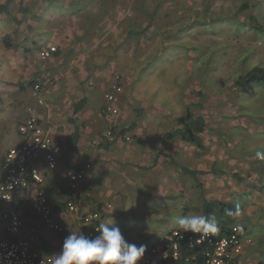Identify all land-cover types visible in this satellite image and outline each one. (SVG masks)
Returning a JSON list of instances; mask_svg holds the SVG:
<instances>
[{
	"label": "rangeland",
	"instance_id": "obj_1",
	"mask_svg": "<svg viewBox=\"0 0 264 264\" xmlns=\"http://www.w3.org/2000/svg\"><path fill=\"white\" fill-rule=\"evenodd\" d=\"M6 2L9 14H0L2 152L14 144L7 135L17 129L16 112L36 108L40 97L48 107L78 87L80 93L70 91L65 98L75 102L86 98L92 117H106L103 94L110 84L84 86L71 77V81L64 79L74 46L91 40L84 43L91 42L93 47L86 66H93L99 58V66H109L117 74L115 82L122 86L118 115L127 128L132 119L138 118L139 125L148 124L155 110H164L150 133L127 130L120 134L119 127H110L112 122L107 121L95 139L96 146L104 132L112 129L115 139L105 137L103 142L120 139L128 158H134L117 165L110 162L112 155L100 151V157L92 160L95 169L99 159L108 167L96 170L99 182L92 186L94 194L104 187L96 206L111 209V224L107 225L119 227L131 244L155 243L179 227V217L203 215V199L241 208L253 198L245 195L247 188L264 192V160L255 155L264 151V87L238 82L239 75L264 65V0H0ZM4 36L14 48L24 47L29 57L30 68L23 70L27 75L17 71L22 81L11 76ZM101 36H105L102 42L95 41ZM51 46L56 47V55L64 50L69 60L65 54L62 60L52 58L53 54L42 59L40 52ZM100 49L102 55L95 56ZM37 83L40 88L35 93ZM197 116L206 122L200 135L205 149L174 137L173 156L162 152L169 141L165 131L181 128L179 119L189 121ZM70 117L64 111L59 121L65 124ZM92 117L85 123L89 125ZM138 144L141 148L135 149ZM211 167L214 173L183 171ZM258 198L264 204V197ZM72 214L83 216L79 209ZM240 226L257 243H264V225L256 219Z\"/></svg>",
	"mask_w": 264,
	"mask_h": 264
},
{
	"label": "crops",
	"instance_id": "obj_2",
	"mask_svg": "<svg viewBox=\"0 0 264 264\" xmlns=\"http://www.w3.org/2000/svg\"><path fill=\"white\" fill-rule=\"evenodd\" d=\"M104 39H105V36L103 37L101 36L98 38V40L96 39L95 41L100 43ZM87 41H91V40H86V41L82 40L81 42H79L78 44L74 46L72 50L73 54L69 58L70 60L68 59L70 62V66L65 68L67 71L65 72L64 79L67 78L69 81H71V79H69L71 77L73 81L79 84L82 83L84 86L85 84L91 85L92 82L93 84L95 83L102 87H105L107 84H110L109 88L104 91V93H106L107 91L110 90L111 84L115 82L117 74H115L113 70L109 71V66L107 67L99 66L101 64V61L99 60V58L94 63L93 66L92 65H90V67L86 66L87 64L86 56L93 54V51H92L93 47L90 46L92 45V43L90 42V45L84 44ZM81 46H85V47L82 49ZM6 48H7L6 49L7 50L6 61L8 64V68L11 72V76L17 79L19 78L22 81L24 78L23 76L19 77V75L17 74V71L20 70L21 75L25 74L23 70L24 69L28 70L30 68L29 57L24 52V49H23L24 47L20 49V48H14L11 45L10 47H6ZM102 51L103 49L97 50L98 55H95V56L102 55ZM64 54H65L64 50H61V54L56 55V52L53 53L54 56H52V58L56 59V57H59L62 60L63 58H65ZM65 56L67 55L65 54ZM67 58L68 56L66 57V60ZM72 72H75V76L73 75ZM27 73L28 71L26 72L25 75H27ZM70 91L71 93L75 94V92H79L81 91V89H78V87H74ZM70 91H67L66 93L70 94L69 93ZM66 93L64 95H61V97L57 96L58 99L57 97H55L54 99H57V100H55L54 102H51V104L48 107L43 106L44 100L42 99V97H40L41 102L38 101V104L36 103V106H35L36 108L28 107L26 110H24L21 113L16 112L17 110H15L16 119H18L17 129L16 131H11L7 135V139L10 137L11 141H13L14 144L18 142L19 141V136L17 132L18 125L32 113L40 118L41 123L43 124L44 128L51 134L53 138L58 140L62 145V148H63L62 156L55 169L53 170L47 169L42 159H38L34 161V164L37 165L43 173V182L40 185V188H43L44 192L46 193L51 203L52 219L54 220L55 223H57L60 227H62L63 229L62 231L58 232V231L49 229L46 226V224L42 221V219L39 217V215L35 213V210L33 207L34 202H35V198H34L35 185L32 182L30 184V187L26 189H21V191H19V194H17L14 197V200L11 205L0 204V240L6 239V238L7 239L12 238V235L6 233L5 231V222L1 218V212L3 211L4 208L15 207L19 211L23 219V226L17 238H27L28 240L31 241V244L40 253L47 254V255L58 254L61 251L64 239L70 234V232H77V233L83 232L87 236L88 227L83 224L80 217L79 218L75 217L72 214L77 209H79L81 214L83 215L99 210L103 212V218H104V220H102L100 224H108V223L111 224V217L109 216L111 209H109L108 207H103V206L97 207L96 206L97 204L96 201H98V198L100 196H103L104 194L102 190L104 187L101 190H99L97 194H94V188L92 187L93 184H97L99 182L98 180H96L95 173L100 171L101 168L108 169L104 161L101 159H99L100 160L99 166H97L95 169V166L92 160L97 159V157H100V153L98 152L103 151L109 155H112L113 160H110V159L109 160L110 162H113L117 165L119 163L129 162L131 159L134 160V158L131 156L128 158V154L125 153L126 148H124L123 146L124 144L120 142V139L116 140L114 143H106V142H103L104 140L103 138L105 137H103L102 135L100 137V140L102 141L98 143L96 146L93 145L96 142L95 139L96 137H98L97 135L99 133L101 134L103 133L104 131L103 124L106 123L107 121L112 122L111 123L112 126L110 127H115V126L119 127L118 133H120V131H123L125 128H127V126H125V124L122 123L123 116L120 117L119 119V115L103 117L100 114L95 119L94 117L90 115L91 112L89 111V107H88L89 101L86 98H83L85 100L84 105L76 113H74L73 107L75 103H77L80 99L76 100L77 102L73 101L70 98L67 99L65 98ZM119 99H120V95H119L118 101ZM118 101L116 102V106L119 109ZM61 105L64 106L65 108L61 107ZM59 107L62 109L61 112H60ZM63 110L65 111V114H69L71 116L68 119V122L65 123L66 125L62 121H59L60 116L64 115ZM163 111L164 110L162 109L155 110V112L152 114V120L148 124L141 122L142 124L139 125L138 118L136 120L132 119L133 121L131 125L133 124V127L130 129V131H132L134 134L138 133L141 135H143L144 132L150 133L149 131L152 129V127L156 125L155 119L163 116ZM89 117H92V121L88 125L85 123V121L89 119ZM75 127H78L79 135H80L78 142H77V150L74 152L65 153V147H64L65 141L68 135L74 131ZM166 134H167V131H165L164 137L166 140H169V141H166L167 143L166 148L162 150V152L166 154L167 153L171 154V156H173V152H174V142L173 141L175 140V138L174 140L167 139V137L165 136ZM178 141L184 142L181 139H179ZM175 142H177V140ZM104 144H108L109 145L108 148H104L101 146ZM186 144H189V143H186ZM160 145L162 146V144ZM91 146L98 148V149L90 150ZM137 148L139 149L141 148L140 144L135 145V149ZM196 150L197 152H200L198 148H196ZM5 153L2 152L0 149V160H2V157L4 156ZM93 154L94 155L96 154L94 157L96 156L97 157L92 158ZM87 162L93 165V169L91 165V170L88 172L87 177L80 183L78 188L75 189L74 191H70V189H68L69 190L68 193L62 192V189L60 188L62 185H64L65 188H68V176H67L68 172L73 169L78 168L80 165L87 163ZM97 169L98 171H96ZM193 170H197V169H193ZM105 172H106L105 170H102V174H104ZM107 178L108 177L106 174L105 181H104L105 183L108 182ZM231 183L234 184L237 188L236 183H234L232 179H231ZM247 190L248 191L247 193H245V195L251 194V198L252 197L253 198L250 199L249 204H246L244 207H241V215L239 217H232L233 223L231 225H237L242 230L244 247H243V252L240 258L243 261V263L252 264L255 262H259L263 264V262L261 261L264 260V250H263L264 243L260 241H258L257 243V241H255V239H253L252 236L248 233V231L246 230V227H242L240 225H244V226L250 225V223L253 222L255 219L261 225H264V207H263L264 204L260 200V198H258V196L261 198L264 197V192L262 190L261 191L256 190V189L254 190L252 188H247ZM69 193H72L73 195V200L76 205L75 210H69L66 206L65 196ZM93 207H97V208L94 209ZM173 229H180V228L177 227ZM37 230H40L41 232L38 234L36 233ZM56 235L60 237L57 238ZM165 240L166 239L164 236L163 238H161V240L153 243V245H151L148 248V250L145 252L144 256H146L147 253L150 252L152 247L158 246L159 248L160 247L162 248V246L166 244ZM143 242L145 241H142L136 245L140 246ZM152 264H166V263L156 257L154 258Z\"/></svg>",
	"mask_w": 264,
	"mask_h": 264
},
{
	"label": "built area",
	"instance_id": "obj_3",
	"mask_svg": "<svg viewBox=\"0 0 264 264\" xmlns=\"http://www.w3.org/2000/svg\"><path fill=\"white\" fill-rule=\"evenodd\" d=\"M55 51L56 47L51 46L42 50L40 56L46 59ZM33 88L36 93L40 85L37 83ZM121 92L120 83H114L104 94L105 104L102 107L104 116L118 115L116 102ZM17 132L19 141L7 149L0 165V204L11 205L19 191L30 187L32 182L35 185L33 206L35 213L49 229L60 232L63 229L52 219L49 198L43 188H40L43 173L34 161L42 159L47 169H55L62 156V145L44 128L40 118L32 113L18 125ZM104 136L108 140L115 139L112 129H108ZM90 170L91 164L85 163L68 172L70 191L78 188ZM65 203L69 210L76 209L72 193L65 196ZM1 218L5 222L6 233L12 235V238L0 240V264H52L55 255L42 254L27 238H17L23 226V219L15 207L4 208ZM81 220L88 227L87 236L95 237L99 234L97 230L101 225L100 222L104 220L103 212L97 210L87 213L82 216ZM165 239L168 243L162 248L152 247L146 256L137 261V264H152L156 257L166 264H178L181 258L179 245L181 240H184L189 248L201 247V260L194 264H244L240 258L244 240L242 230L237 225H230L224 235L214 234L202 238L200 234L183 232L182 229H171Z\"/></svg>",
	"mask_w": 264,
	"mask_h": 264
},
{
	"label": "clouds",
	"instance_id": "obj_4",
	"mask_svg": "<svg viewBox=\"0 0 264 264\" xmlns=\"http://www.w3.org/2000/svg\"><path fill=\"white\" fill-rule=\"evenodd\" d=\"M255 155L264 160V151H257ZM227 214L239 217L240 205L236 204L235 211L229 209ZM177 224L183 232L200 234L201 238L221 230L217 218L211 214L181 216ZM97 231L99 234L95 237L86 236L83 232H70L52 264H137L146 252V245L127 242L117 226L101 224Z\"/></svg>",
	"mask_w": 264,
	"mask_h": 264
},
{
	"label": "trees",
	"instance_id": "obj_5",
	"mask_svg": "<svg viewBox=\"0 0 264 264\" xmlns=\"http://www.w3.org/2000/svg\"><path fill=\"white\" fill-rule=\"evenodd\" d=\"M0 14H9L8 11V2L0 3ZM3 43L5 47H10L8 36L3 37ZM238 82L245 86H263L264 87V65H257L252 67L250 70L246 71L244 74L238 76ZM85 100L81 99L74 105L73 112L76 113L83 105ZM181 123V128H176L172 132L167 133L165 136L167 139H173L174 137H179L182 141L193 143L200 150H204L205 146L203 144L201 134L206 129V122L202 116H197L191 118L189 121L178 120ZM133 127V124L130 127L125 128L123 131H120L121 134H124L127 130H130ZM79 129L78 127L74 128V131L71 132L66 141H65V153L74 152L77 150V142L79 139ZM104 148H108V144L101 145ZM2 160H0V165ZM184 172L196 175L197 173H214L213 168L210 170H192L188 168H183ZM62 192L68 193L69 188H65L64 185L60 187ZM236 204L222 201H209L203 199V205L201 206L203 215H215L220 225V232L217 233L218 236L224 235L229 227L233 223V218L228 216V210L231 209L235 211ZM28 213V212H27ZM168 243L167 240H165ZM141 245H146L147 249L153 245V243L143 242ZM180 245V262L178 264H194L201 260L200 250L201 247L189 248L186 246L185 241H179Z\"/></svg>",
	"mask_w": 264,
	"mask_h": 264
}]
</instances>
